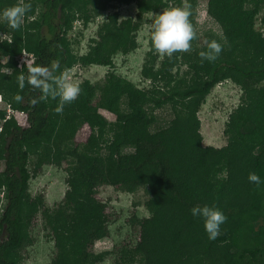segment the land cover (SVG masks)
<instances>
[{"label": "trees", "instance_id": "obj_1", "mask_svg": "<svg viewBox=\"0 0 264 264\" xmlns=\"http://www.w3.org/2000/svg\"><path fill=\"white\" fill-rule=\"evenodd\" d=\"M105 1L30 0L32 7L19 29L0 21V97L8 105L6 111L0 109V264L17 263L28 222L38 209V202L28 194L27 165L32 157L41 159L38 166L60 165L62 157L72 158L64 201L50 211L42 210L56 249L51 264L103 261L107 252L90 250L108 235L105 205L92 194L99 185L130 193L145 187L150 195L145 202L150 216L140 221L137 243L121 248L114 264H264L260 233L264 182L257 186L248 180L249 173H256L264 181V20L261 32H255L256 8H245L258 0H208L207 13L221 27L229 50L222 48L211 62H202L195 53L191 62L197 79L184 89L165 84L150 91L112 73L100 85L79 82L80 74L72 73L75 67L109 66L111 53H126L136 45L132 32L138 23L131 19L117 23L112 14L99 27L100 40L83 55L72 52L77 41H71L67 32L76 15L87 22L91 14L104 9ZM113 1L135 3L139 21L142 14L166 4L164 0ZM19 2L0 0V12ZM148 44L147 62L154 52L150 38ZM22 52L31 53V60L19 64ZM179 54L165 56L155 70L145 62L142 75L153 83H166ZM2 59H6L3 64ZM57 60L60 67L55 74L74 78L71 81L81 89L61 113L55 111L59 98L49 96L34 105L31 101L39 98L40 90L27 82L23 89L18 87V77L27 81L31 66H50ZM220 80L241 87V102L226 121V145L206 147L197 112ZM17 95L23 100L17 101ZM163 106H171L173 118L161 126L152 110ZM8 109L25 114L26 126H19L13 117L5 119ZM99 109L111 112L114 121L107 122ZM83 125L90 133L84 144L73 148ZM196 205L216 207L227 216L215 240L208 239L202 218L191 215Z\"/></svg>", "mask_w": 264, "mask_h": 264}, {"label": "rangeland", "instance_id": "obj_2", "mask_svg": "<svg viewBox=\"0 0 264 264\" xmlns=\"http://www.w3.org/2000/svg\"><path fill=\"white\" fill-rule=\"evenodd\" d=\"M102 1V0H100ZM164 7L155 12L142 14L140 21L137 18V7L135 3L122 4L113 0L105 1L104 9L91 14L88 21L77 14V19L72 23V29L67 32V37L72 43V52L77 55H83L87 52L88 46H92L94 41L100 40L98 30L100 25L107 20V17L116 14L117 23L126 19L138 23L136 30L132 34L136 45L126 53L115 51L109 56V66L90 65L78 70L75 67L72 73H77L79 82L88 80L92 84H102L107 74H114L132 83L137 89L150 91L154 88H182L194 83L197 79L196 71L192 67L195 53H200L203 48H207V43L215 40L222 45L224 50V38L221 27L207 13L208 0H164ZM185 7L191 12L189 20L196 33L195 38L190 42V50L180 52L177 56L178 62L170 69V78L166 83L152 82L145 78L141 71L147 62V53L149 51L148 40L152 31V23L156 15L160 12L175 8ZM256 8L253 17V30L260 33L262 30V21L264 20V0H258L257 3L247 4L245 8ZM107 22V21H106ZM0 38L3 39L2 35ZM229 50V49H228ZM156 50L152 54V60L147 62V66L158 69L161 66L164 57ZM185 58V59H183ZM6 59H2L3 64ZM6 72V71H5ZM199 78L202 76L198 75ZM74 79V78H72ZM242 89L239 85L230 80H220L202 99L197 112L200 122L199 132L202 138L203 146H212L221 148L226 145V137L223 130L229 114L236 109L241 102ZM1 98L0 109H7ZM151 109V108H150ZM152 110V109H151ZM157 117V123L163 126L173 118L171 106H163L152 110ZM98 113L103 116L107 122H113L115 116L103 109ZM10 117H13L19 126H26L25 114L12 110ZM1 126V125H0ZM90 133L87 125H83L77 132L73 148H79L86 142ZM72 150V149H71ZM39 157L30 158L27 168L30 172L28 181V194L30 199L38 202L37 212L31 215L27 227V239L17 252L16 264H51L56 254L52 232L46 224L45 217L42 214L43 209H54L58 204L64 201V195L67 191V168L72 164V158H61L60 165L41 164L37 165ZM3 169V162L0 161V171ZM94 198L105 205V214L107 219L108 235L95 242L90 250L92 253L107 252L100 264H114V260L119 257L120 249L132 248L139 239L140 221L148 218L150 212L145 206V202L150 195L145 187H139L134 192H126L118 186L99 185L93 191ZM2 195L0 194V210L2 206ZM260 233L264 234V228L261 227Z\"/></svg>", "mask_w": 264, "mask_h": 264}, {"label": "clouds", "instance_id": "obj_3", "mask_svg": "<svg viewBox=\"0 0 264 264\" xmlns=\"http://www.w3.org/2000/svg\"><path fill=\"white\" fill-rule=\"evenodd\" d=\"M32 5L25 0H20L19 3L10 6L0 12V21L6 22L12 29H19L22 25L23 18L31 9ZM191 12L185 7H175L164 10L156 15L152 23L151 44L154 50L161 55L171 56L175 52H186L190 50V42L195 38L196 33L189 20ZM222 51V45L215 40L207 43V50L199 53L202 62L207 60L214 61ZM31 53L22 52L26 61L31 60ZM19 60L21 61V59ZM59 61L51 62L50 66L35 65L28 70L27 81L21 75L18 77V87L23 89L27 82L33 89H39L41 95L38 99H33L32 104H37L40 101L48 98H59V102L55 111L61 113L64 105L75 101L81 91L80 86L70 82L63 74L56 75L59 69ZM17 101H22L23 97L16 96ZM10 117V116H9ZM5 119L6 118L5 116ZM248 180L254 182L257 186L264 181L256 173H249ZM193 217H199L203 220L204 230L207 233L209 240H215L220 234L221 225L227 220V216L218 208L213 206H193L190 209Z\"/></svg>", "mask_w": 264, "mask_h": 264}, {"label": "built area", "instance_id": "obj_4", "mask_svg": "<svg viewBox=\"0 0 264 264\" xmlns=\"http://www.w3.org/2000/svg\"><path fill=\"white\" fill-rule=\"evenodd\" d=\"M21 61H26V59L22 56L21 58ZM21 61H19V64H20V62ZM67 77V79L70 81V82H72L71 80V77L70 76H66ZM10 113H11V110L10 109H8V114L6 115V118H9V116H10Z\"/></svg>", "mask_w": 264, "mask_h": 264}, {"label": "bare ground", "instance_id": "obj_5", "mask_svg": "<svg viewBox=\"0 0 264 264\" xmlns=\"http://www.w3.org/2000/svg\"><path fill=\"white\" fill-rule=\"evenodd\" d=\"M0 102H1V97H0ZM0 128H1V126H0Z\"/></svg>", "mask_w": 264, "mask_h": 264}]
</instances>
